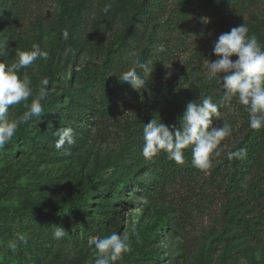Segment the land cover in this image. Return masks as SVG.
<instances>
[{
    "label": "rangeland",
    "instance_id": "obj_1",
    "mask_svg": "<svg viewBox=\"0 0 264 264\" xmlns=\"http://www.w3.org/2000/svg\"><path fill=\"white\" fill-rule=\"evenodd\" d=\"M143 2L0 0V48L5 49L0 63L11 64L17 49L30 50L33 43L49 52L46 61L38 59L20 73L31 80L34 94L48 78V96L41 118L33 117L18 128L17 151L10 152L12 141L0 150V209L61 207L90 192L82 214L72 215L68 222L32 212L19 219L0 217V264H94L87 240L113 232L130 236L131 251L117 264H133L137 258L139 264H154L142 259L154 248L155 264H264V197L237 205L242 196L232 198L225 185L222 163L234 135L220 143L219 155L206 171L194 168L191 160L183 164L160 163L158 156L147 160L139 148L122 150L130 129L143 125L138 98L114 99L109 112L102 114L99 109L88 119L92 123L85 125L71 108L66 86L72 71L81 73L101 63L129 24L137 27L139 35L131 41L133 51L120 74L140 60L150 62L153 70L145 79L154 87L173 81L187 86L194 80H220L211 77L205 66L206 60L216 59L214 41L246 24L249 35L255 34L264 44V0H246L237 11L239 23H230L218 0H152L146 7ZM108 3L112 8L104 15L101 10ZM65 30L68 39L62 35ZM160 45L164 52L157 51ZM168 72L171 76L166 78ZM31 99L12 106L10 119L26 111ZM67 111L73 115L67 117ZM225 120L214 126H223ZM64 127L73 129L76 142L58 151L55 133ZM81 127L87 129L84 139L78 131ZM263 173L255 167L249 180ZM145 176L153 184L146 197L129 179ZM142 197L147 204L141 203ZM255 214L258 217L248 220ZM58 226L67 232L62 240L52 237ZM72 226L77 229L70 238ZM17 233H26L28 242H17L13 253L7 248L9 241L1 238L15 241ZM141 240L149 241L147 250H139Z\"/></svg>",
    "mask_w": 264,
    "mask_h": 264
},
{
    "label": "clouds",
    "instance_id": "obj_2",
    "mask_svg": "<svg viewBox=\"0 0 264 264\" xmlns=\"http://www.w3.org/2000/svg\"><path fill=\"white\" fill-rule=\"evenodd\" d=\"M111 3L105 4L102 13L108 15L111 11ZM64 39H68L67 30L63 32ZM165 46L160 45L158 52H164ZM216 59L206 60V67L211 77H220L223 88V96L220 102H214L211 96H205L199 102L189 101L178 118L176 124L166 125L159 122L154 116L143 125L142 155L151 160L161 153H165L168 159L177 164H183L185 160L184 150L191 149L192 166L200 171H206L212 167L216 151L225 137L231 135V126L224 123L223 126H214V119L221 118V108L230 106L236 100L248 113L249 128L255 131L264 129V44L255 34L249 35L246 24L233 27L229 32L221 33L214 41L212 48ZM5 55V49L0 48V56ZM236 59L233 60L232 57ZM49 52L41 49L39 44L33 43L30 50L17 49L14 62L11 64L0 63V150L13 140L18 128L28 123L33 117H40L44 113L43 102L48 96V78L42 79L38 91L34 94L31 80L22 76L21 70L27 69L38 59L47 60ZM150 62L137 60L133 67L121 72L120 81L127 82L134 90H142L153 69ZM171 72L166 73V78ZM31 99L25 104L24 111L18 118L10 119V108ZM160 117V116H159ZM55 135L56 150L64 149L65 144H75L74 131L71 127L57 130ZM247 150L240 148L228 153V159H243ZM141 203L147 204L146 198H141ZM67 232L58 226L53 230L54 240H62ZM17 242L26 244V233H17L16 240L10 241L7 248L11 252L17 250ZM87 246L95 256L94 264H117L123 260L124 255L131 251L130 236L124 233L113 232L108 236L93 235L87 240Z\"/></svg>",
    "mask_w": 264,
    "mask_h": 264
},
{
    "label": "trees",
    "instance_id": "obj_3",
    "mask_svg": "<svg viewBox=\"0 0 264 264\" xmlns=\"http://www.w3.org/2000/svg\"><path fill=\"white\" fill-rule=\"evenodd\" d=\"M247 1L249 2L252 0ZM245 2L246 0H218L217 5L219 6V3H222L226 17L231 20L230 23H239L238 21L240 18L237 17L239 15L237 11L244 6ZM151 3L152 0H144L143 2L145 7L149 6ZM136 28V26L129 24L125 35L119 40L116 48L109 51L108 56L101 63H93L83 69L81 73L72 71L66 79L67 90L71 92V108L72 110H77L75 113L80 122L85 125L91 124L92 121L88 119L93 116L96 111L98 112L100 109L102 114H104L105 111L109 112V109L114 105L113 100L126 97V95H133L139 99L137 112L143 119V125L156 116L158 122L161 118V122L164 124H176L178 127V118L182 116L189 101L196 100V102H199L203 97L211 96L214 102H220V98L223 96V88L220 80L209 82L194 80L187 86L183 83L174 81L161 87H154L150 84H146V88L139 91L134 90L127 82L120 81V69L128 62V58L133 51L131 41L136 40L135 37L139 35ZM51 82L55 81L51 80ZM230 110L239 113L236 116L234 113L232 114ZM67 114V117L73 115L72 111H67ZM224 118H226L225 123L231 126V135H234L232 147L229 152H234L240 148L247 150L245 158H233L229 160L227 154L222 163L225 166L222 168L224 169L223 174L226 187L229 189L232 198L242 196L243 199L241 200L239 198L236 204L244 206L245 203L257 201L264 197V173L263 175H258L254 181L249 180L255 167H257L259 171H264V156H261V154L264 153V129L255 131L249 128L248 113L236 100H233L230 106L221 108V118L219 120L222 122ZM217 121L218 120L214 119V125ZM143 125L132 127L130 129L131 131L128 130L129 132L126 134V144L122 147V150L130 147H133L132 149L139 148L142 150ZM78 131L82 133V139L88 135L86 127H81ZM19 146L20 136L17 134L12 140V144L9 148L10 152H16ZM184 155L185 160H191V149H185ZM158 159L160 163H175V161L168 159L165 153L159 154ZM146 173H148V171H146ZM129 179L134 185L142 188L144 197L151 195L149 188L152 187L153 184L148 182L149 178L145 176L143 178L138 177V180L133 177ZM140 179H142V181ZM122 187L121 184L117 193L121 192ZM88 198H90V192L87 191L83 196L76 197L70 203L63 204L61 207L34 206L27 211L24 210L20 212L2 208L0 209V217L19 219L27 216V212H32L37 216L51 219L56 222H68L71 220L72 215L80 216L82 214ZM255 217H258V215L255 214L248 220ZM165 226L166 224L161 230H163ZM76 229L77 226H72L69 232L71 234H69L70 236L68 235V237L71 238ZM157 235L158 234H156V236ZM1 239L3 241H13V238L8 239L2 237ZM148 245L149 241L141 240L138 248L139 250L143 248L147 250ZM157 254L158 252L154 248L149 256L145 255L142 259L153 261L152 263L155 264L156 258L154 257ZM139 261L140 260L137 258L133 264H139Z\"/></svg>",
    "mask_w": 264,
    "mask_h": 264
}]
</instances>
